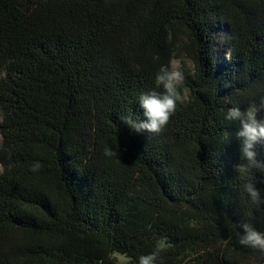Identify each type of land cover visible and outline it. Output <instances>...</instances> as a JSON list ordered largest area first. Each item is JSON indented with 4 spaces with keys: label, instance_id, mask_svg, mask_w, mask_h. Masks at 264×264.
Here are the masks:
<instances>
[{
    "label": "trees",
    "instance_id": "1",
    "mask_svg": "<svg viewBox=\"0 0 264 264\" xmlns=\"http://www.w3.org/2000/svg\"><path fill=\"white\" fill-rule=\"evenodd\" d=\"M182 37L183 102L159 134L136 133L121 117L146 119L139 97L163 91L156 73ZM262 98L264 0H0V264L157 250V264H264L239 243L243 223L264 232V207L243 191L239 125L224 119Z\"/></svg>",
    "mask_w": 264,
    "mask_h": 264
},
{
    "label": "clouds",
    "instance_id": "2",
    "mask_svg": "<svg viewBox=\"0 0 264 264\" xmlns=\"http://www.w3.org/2000/svg\"><path fill=\"white\" fill-rule=\"evenodd\" d=\"M184 79L183 73L179 69L161 66L156 73L155 82L158 88L142 93L139 97L140 108L143 109L145 120H140L139 116L132 112L122 116L123 122L136 133L159 134L168 125L171 117L175 114L177 104L182 103L184 97L177 85ZM264 112V98L260 103L249 105L241 110L239 107H229L224 115V119L229 122L238 123L236 137L241 141L240 153L243 163L235 166L238 178L243 180L242 188L247 193L250 201L257 207H264V189L258 188L261 181L255 175L257 170L264 171V159H258V146L264 145V119L260 118V113ZM104 154L108 157H117V151L108 147L104 149ZM41 165L36 163L32 171H38ZM242 236L239 243L242 246L250 247L264 254V232L258 231L252 224L243 223L240 225ZM159 251H153L146 255H140L138 264H157Z\"/></svg>",
    "mask_w": 264,
    "mask_h": 264
},
{
    "label": "rangeland",
    "instance_id": "3",
    "mask_svg": "<svg viewBox=\"0 0 264 264\" xmlns=\"http://www.w3.org/2000/svg\"><path fill=\"white\" fill-rule=\"evenodd\" d=\"M226 40H227V33L225 32V30L220 31L219 36L216 41V50L218 54H222ZM187 43H188V40L186 37H182L180 39L178 52L170 66V68L181 70L183 73V76L185 74L191 75L194 69L191 56L188 53ZM115 257L117 258L120 264H124L125 262H127V259L120 255H116ZM246 264H256V260L250 259L249 263H246Z\"/></svg>",
    "mask_w": 264,
    "mask_h": 264
}]
</instances>
